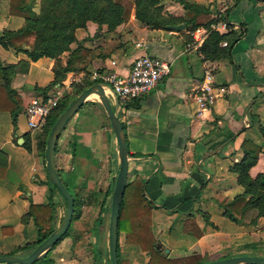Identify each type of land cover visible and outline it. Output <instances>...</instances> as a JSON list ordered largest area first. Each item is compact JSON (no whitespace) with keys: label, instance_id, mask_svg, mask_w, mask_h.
Returning <instances> with one entry per match:
<instances>
[{"label":"crops","instance_id":"0c3cea01","mask_svg":"<svg viewBox=\"0 0 264 264\" xmlns=\"http://www.w3.org/2000/svg\"><path fill=\"white\" fill-rule=\"evenodd\" d=\"M183 1H191L199 9L185 8ZM159 2L162 13L177 17L183 25L191 18H215L211 26L220 32L242 30V23L246 32L233 44L230 58H206L198 49L208 34L205 26L190 30L189 22L179 30L150 27L136 18L131 0L129 15L114 29L92 20L76 28V39L58 60L50 56L31 60L21 48L0 44L3 66L28 61L26 70L17 65L8 73L9 87L19 97L17 126L0 111V251L16 248L26 254L36 246L38 225L29 212L30 204L35 205L44 229L59 225L61 212L66 210L62 195L51 191L48 184L46 118L30 128L28 103L62 89L75 98L90 81L100 82L109 71L127 75L133 59L146 52L170 61L171 68L147 93L127 100L130 105L124 106L125 101L118 108L113 105L123 122L128 150L126 200L144 203L152 243L172 257L264 256V215L255 219L257 208L248 203L236 168L244 157L253 155L246 151H253L257 156L248 169L250 176L264 170V137L259 129L264 124V0ZM10 3L0 0V29L24 24L23 15L10 12ZM40 3L22 0L20 10L39 12ZM32 43L22 46L30 48ZM206 71L212 74L209 85L214 99L203 106L196 95L208 83ZM56 74L57 82L50 85ZM73 84L81 88L79 92ZM3 91L0 74V106ZM86 102L60 132L54 163L73 196L79 195L84 204L91 205L98 198L100 202L105 193L104 205L108 206L119 166L117 142L98 97L92 105ZM20 117L26 120V129L21 128ZM227 205L234 214H241V225L223 215L238 219L231 210L222 209ZM245 213L253 214L252 218L246 221ZM118 246L120 253L122 249L128 253L130 264L149 260L147 252L127 242L121 230Z\"/></svg>","mask_w":264,"mask_h":264},{"label":"trees","instance_id":"16d2710c","mask_svg":"<svg viewBox=\"0 0 264 264\" xmlns=\"http://www.w3.org/2000/svg\"><path fill=\"white\" fill-rule=\"evenodd\" d=\"M123 1H125V3H123ZM132 1L134 3V12L136 18L150 27L164 28L168 24L178 23L177 17L162 13L163 7L159 0ZM183 4L185 8L192 7L187 1H183ZM21 6L22 5L19 0H11L10 12L13 14L23 15L25 20L24 24L20 28L0 29V44L5 48L12 46L17 47L18 49L21 48V50H23L31 60H35L41 56H50L58 60V56L63 51L69 49L70 44L76 39L74 33L76 28L83 27L86 25L88 20H92L97 22L99 25L106 24L108 29H114L124 20L127 15H129L131 0H41L39 12H34L31 9H28L24 12V10H20ZM194 6L195 9H199L198 6ZM200 14L205 15L206 13L201 12ZM222 18L225 19L224 16ZM216 21L217 19L215 18L205 19L202 21L193 20L191 18L190 21H184V25L187 26V23L190 22V30H193L199 25L206 27L208 34L198 47L204 57L213 58L227 56L230 58L233 44L246 32L245 23H242V30L230 28L225 32H220L218 29L211 26L212 23ZM226 24L231 25V23L228 21ZM31 36H33V43L31 44V47L24 48L22 46L23 42ZM224 42L225 44H223ZM17 65L20 66L22 70H26L28 61L21 60L18 62V64H10L5 66L0 63V74L4 85V91L1 94V100L4 102V106L10 109L13 122H15L17 107L20 103L19 97L16 95L15 91L9 87L8 73ZM56 79L57 74L56 78L51 81L50 85L56 83ZM96 81L97 80L90 81L88 86ZM80 89L81 88L79 87L77 91L79 92ZM67 98L68 93L64 95V98L59 102V105L50 114H48L45 119V126H47V128L44 145L53 122L62 112V110L74 99V97H71L70 100L67 101ZM127 100H125V102L122 101L124 102V106L130 105L127 103ZM259 129L264 137V124H260ZM246 153L253 155H249V157L246 158L244 157L242 161L237 164L236 168L239 172L238 177H240V181L244 186V192L249 195L248 203L251 206L257 208V214L255 216L256 219L258 216L264 215V170L259 172L255 177L250 176L248 169L255 162L257 153H253V151H246ZM48 184L51 191L58 192L56 186L49 180ZM102 195L103 196L99 202L100 213L101 211L110 209V206L104 205L106 194L104 193ZM73 197L74 213L72 219H76L80 216L79 212L81 201L77 195ZM125 207L128 209V213L131 214L127 221H123L122 219V213ZM29 212L34 216L35 222L38 225V238L36 241L37 245L38 242L47 236L55 227H48L44 229L42 221L39 220L37 214L35 213V205L30 204ZM97 220L101 221V217L98 216ZM148 224V212L145 209L144 203L142 204L140 202L135 205V202L130 203L123 195L118 218V234L120 230H124L125 232L127 231V233L130 234L133 239H146L148 240L146 243L152 244L153 235L148 228ZM91 230L94 237L99 239L101 231L100 225H93ZM133 239L128 237V242L138 243L143 249L145 248V245H143L142 242ZM92 246L95 259H97L102 264V258H104L103 264H111L110 257L105 258V255H109V250L105 252L102 247H100L99 242L96 241L93 242ZM153 247L154 250L152 252L150 248H145L150 252L151 257L149 258V262H152V264H163L164 260L160 254L161 246L153 245ZM117 255L119 264H123V261L120 257L119 246L117 249ZM195 259L196 256H194V260L189 262V264L201 263V261H196Z\"/></svg>","mask_w":264,"mask_h":264},{"label":"water","instance_id":"95a60500","mask_svg":"<svg viewBox=\"0 0 264 264\" xmlns=\"http://www.w3.org/2000/svg\"><path fill=\"white\" fill-rule=\"evenodd\" d=\"M183 23L168 24L169 29L179 30L183 28ZM91 94H96L109 119L112 132L117 142V153L119 158L118 172L115 177L111 194L110 213L108 223V245L111 264H119L118 249V218L120 207L126 186L128 171V150L125 142L123 122L111 103L104 85L94 82L89 85L62 110L53 122L46 137L44 159L49 181L56 186L58 192L66 201V210L62 221L47 236L28 253H9L0 255V263L9 264H31L37 260L45 251L53 246L68 230L74 213V197L64 184L54 163V147L56 140L69 118L81 107ZM199 264H264L263 255L238 254L218 259L207 260Z\"/></svg>","mask_w":264,"mask_h":264},{"label":"rangeland","instance_id":"374dc122","mask_svg":"<svg viewBox=\"0 0 264 264\" xmlns=\"http://www.w3.org/2000/svg\"><path fill=\"white\" fill-rule=\"evenodd\" d=\"M19 2H22V0H19ZM189 4H191V6H192V7H189L190 9H195L194 8L195 6L191 1L189 2ZM17 15H21V14H17ZM31 40H33V38L29 37L28 39H26V41L23 42V44H29ZM73 86H74L75 91L79 88V86L77 84H73ZM74 90H73V93L75 92ZM65 94H66V92H65ZM71 97L72 96H70V93H68L67 101H69ZM96 97H97L96 94H92L91 96H89L87 98V102H86V103H88L87 105H92V100L96 99ZM18 106H19L18 108H20V105H18ZM0 111L6 113L8 115V120L13 127L17 126L18 119H15V122H13L12 114H10L11 111L8 107L4 106V102H1ZM19 123H20V126L22 129L27 128V122L23 117H20ZM128 188H129V186H126L125 190H124L125 198L128 195ZM77 196L81 201L80 212H79L80 216L76 219H72L68 231L66 233H64V235H62V237L53 246H51L37 260H35L31 264H101L97 259H95L92 244L95 241L99 242L100 247H102V249L105 252L109 250L108 223H109L110 209L109 210L107 209L104 212L100 213L99 204H98L99 198H98L97 203L87 205V204L83 203V199L80 198L79 195H77ZM146 199L149 200L148 197H146ZM110 201H111V199L109 198L107 200L108 206H110ZM130 203H132V201H130ZM47 208H48V210L52 209V207L48 206V205H47ZM63 208L65 209V206H63ZM222 209H227L228 211L231 210V212L234 214V209L230 205H227V206L223 207ZM127 210L128 209H126V207L123 209V213H122L123 221H127L128 217L131 216V214L128 213ZM61 213L64 216V210ZM223 215L231 223H235L238 225L242 224V221L239 220L240 215H241L240 213L238 215L234 214L238 218L237 220L235 218H233L228 213H223ZM252 215L253 214L245 213V214H243L242 217L246 218L245 220L247 221V220L252 218ZM98 216L101 217V221L97 220ZM93 225H100L101 231H100L99 239L95 238L94 235L92 234L91 227ZM187 225H188V223L186 222L185 225L183 224V227L187 226ZM121 231L125 232L124 230H121ZM125 233H126V241L127 242H128V237L133 239L132 236L127 233V231ZM123 235H124V233L121 234V241L122 242L124 240ZM133 240H137L139 242H142L143 245H145L144 246L145 248L148 247L151 249V252L154 250L153 245L155 246V242L152 244H148V243H146V242H148V240H146V239H141V240L133 239ZM20 241L22 242V240H20ZM136 244H138V243H136ZM138 245L140 246V244H138ZM122 247H123V245H122ZM140 248L147 252V254L149 255V258L151 257L149 250H147L145 248L143 249L141 246H140ZM15 249L16 248H13L11 250L8 249V251H5V252L0 251V255L9 254L12 252L13 253H20L21 252V251H15ZM122 250L123 251L120 253V257L123 261V264H130V262L127 258L128 253L126 251H124V249H122ZM160 252H161L160 254L164 260L163 264H167V263H169V264H189V262L194 260V256H196V255H188V256H184V257L175 258V257H172L168 252L164 253L162 250V247L160 248ZM108 257H109V255L108 256L105 255V258H108ZM223 257L224 256H221L220 258H223ZM102 260L104 261V258H102ZM195 260L201 261V262L207 261V259L203 258L200 254L196 256ZM103 261H102V264H103ZM196 261H194V262H196ZM0 264H5V263H0ZM145 264H152V262L150 263L148 260Z\"/></svg>","mask_w":264,"mask_h":264},{"label":"built area","instance_id":"2783aa9c","mask_svg":"<svg viewBox=\"0 0 264 264\" xmlns=\"http://www.w3.org/2000/svg\"><path fill=\"white\" fill-rule=\"evenodd\" d=\"M137 46H139V43H137ZM170 68V61L145 52L133 59L127 75L109 71L101 76L102 81L100 83L104 85L108 97H112V104L115 108H118L122 101L143 95L155 87L170 72ZM211 76L210 71L205 72L204 78L208 83H203L200 86L201 93L196 95L200 105L203 106L214 99L209 85ZM64 95L65 91L62 89L53 90L46 95L32 98L26 107L30 128L40 125L47 115L59 105ZM34 117H37V119L35 120Z\"/></svg>","mask_w":264,"mask_h":264}]
</instances>
